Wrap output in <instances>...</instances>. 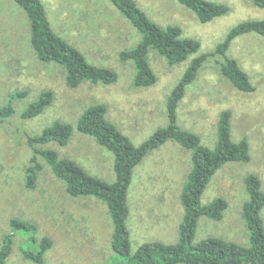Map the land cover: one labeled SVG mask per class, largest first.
Returning <instances> with one entry per match:
<instances>
[{"label": "rangeland", "instance_id": "rangeland-1", "mask_svg": "<svg viewBox=\"0 0 264 264\" xmlns=\"http://www.w3.org/2000/svg\"><path fill=\"white\" fill-rule=\"evenodd\" d=\"M41 1L53 31L80 50L89 63L114 70L117 80L108 85L84 81L69 87L63 66L41 61L34 53L23 9L14 0H0V107L11 94L25 92L12 100L14 113L0 123V245L8 220L17 217L35 225L31 235L36 241L42 237L51 241L42 255L45 264H119L122 258L111 249L112 222L103 201L93 196H70L40 156L42 168L37 184L25 187L24 169L32 156L25 133H40L57 120L69 123L73 131L67 144L50 142L42 147L54 148L59 157L70 158L89 174L113 182L116 177L111 152L75 128L81 113L90 105L105 104L106 118L133 144H140L167 124V96L190 60L213 51L236 24L264 19V8L254 6L250 0H210L227 5L229 11L201 23L177 0H135L150 20L161 26L177 24L184 36L200 44L196 54L174 65L150 50L148 57L156 82L138 87L132 82V61H120L118 53L134 46L139 34L114 5L107 0ZM227 53L248 74L254 90L236 89L221 74L218 58L210 55L179 101L177 122L196 133L202 145L212 148L217 140L218 115L228 109L232 140L246 137L250 160L222 164L201 195L202 204L219 197L225 199L223 217H200L194 242L219 237L247 246L248 233L241 216L242 204L248 198L244 177L257 175L264 194V37L256 33L240 35ZM46 90L53 93L52 102L39 115L22 118L24 108ZM190 165V151L168 140L134 167L126 220L131 253L145 242L171 244L178 240L183 215L179 195ZM260 216L264 225V206ZM27 237L21 232L15 236L5 264H35L18 249Z\"/></svg>", "mask_w": 264, "mask_h": 264}, {"label": "trees", "instance_id": "trees-1", "mask_svg": "<svg viewBox=\"0 0 264 264\" xmlns=\"http://www.w3.org/2000/svg\"><path fill=\"white\" fill-rule=\"evenodd\" d=\"M25 12L30 25V44L39 60L56 62L65 69V82L69 87H77L84 81L112 84L117 74L108 67L89 63L84 54L55 33L51 27L46 9L41 0H14ZM130 21L139 34L138 41L131 48L118 53L120 61H132L134 66L133 85L148 87L156 82V75L149 62V51L154 50L168 64L185 61L198 52L199 41L184 36L177 24L159 25L146 15L135 0H107ZM190 9L199 22L207 23L225 15L229 7L210 0H177ZM259 8H264V0H250ZM256 33L264 37V19H250L233 26L226 37L216 44L213 51L193 57L182 77L172 88L166 99L167 124L157 128L146 140L135 145L114 123L106 118L105 104L87 107L76 120L75 128L81 134L90 136L111 152L115 180L105 181L89 174L82 166L70 158H61L51 147H42L50 142L59 145L68 143L73 127L69 123L54 121L40 133H25V141L32 151L29 163L24 169V185L34 188L42 168L38 157L49 165L52 174L65 185V191L72 197L93 196L103 201L112 222L111 249L122 258L119 264H264V225L260 216L264 206V194L259 177L248 174L244 177V187L248 198L241 207L249 243L247 246L227 241L219 237H206L194 242L200 217L220 220L227 208V201L221 197L207 204L201 203V195L211 177L222 164L231 161H249V144L246 137L234 141L231 138L228 109L220 111L217 120V140L210 148L200 143L199 136L181 127L177 122L179 101L185 96L186 87L197 77L202 63L208 56L218 58L221 74L239 91L254 90L248 74L241 69L235 58L227 51L238 36ZM24 91L9 96V101L0 107V123L14 113L12 100L23 97ZM53 99L51 91H43L21 113L22 118L39 115ZM171 140L190 151V169L180 191L179 200L183 207L182 219L178 225V240L175 243L150 241L142 243L130 252V238L126 220L129 215L127 200L128 187L134 167L151 151ZM27 234V242H21V255L35 264H45L43 253L51 241L42 237L38 241L32 236L35 225L30 221L11 217L0 245V264H5L11 253L14 238L18 233ZM32 234V235H31ZM118 264V263H117Z\"/></svg>", "mask_w": 264, "mask_h": 264}]
</instances>
